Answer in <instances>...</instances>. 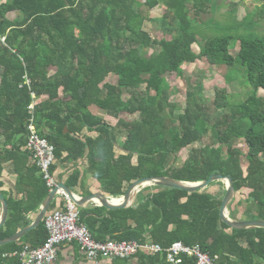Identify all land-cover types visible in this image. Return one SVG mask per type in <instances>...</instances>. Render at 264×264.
<instances>
[{
    "label": "trees",
    "instance_id": "16d2710c",
    "mask_svg": "<svg viewBox=\"0 0 264 264\" xmlns=\"http://www.w3.org/2000/svg\"><path fill=\"white\" fill-rule=\"evenodd\" d=\"M211 4L0 0V179L5 164L12 162L18 192L26 196L17 200L3 192L9 216L0 228V241L29 226V216L51 192L36 162L29 165L34 160L27 148L31 119L38 134L55 146L56 160L65 154L66 161L86 157L89 172L115 198L146 177L197 183L221 174L233 179L237 193L230 217L264 221V38L241 39L237 57L230 51L231 36L208 40L197 53L194 18L207 14ZM159 6L165 9L161 28L171 39H156L145 30L151 11ZM13 13L21 17L12 19ZM203 59L212 65L240 62L252 94L232 105L227 92L218 91L213 103L216 113L222 111L219 117L196 93L189 92L183 106L172 101L167 75L183 76L184 65ZM93 106L116 123L94 115ZM85 129L98 135L83 137ZM209 134L212 140L205 143ZM239 141L247 145L246 153L236 146ZM200 143L204 146L192 148L179 164L181 154ZM217 184L223 190L210 191ZM245 190L247 197L237 201ZM225 195L222 182L203 193L153 186L127 209L80 208V223L101 243L153 242L169 249L182 242L218 257L216 264H264V229L238 230L224 223L220 210ZM48 237L44 220L20 241L1 246L0 264H21L14 254L26 244L39 248ZM109 264L170 263L164 254L140 252ZM182 264H196V259L183 256Z\"/></svg>",
    "mask_w": 264,
    "mask_h": 264
},
{
    "label": "rangeland",
    "instance_id": "374dc122",
    "mask_svg": "<svg viewBox=\"0 0 264 264\" xmlns=\"http://www.w3.org/2000/svg\"><path fill=\"white\" fill-rule=\"evenodd\" d=\"M141 1L144 2L145 0ZM164 12L163 6L155 8L151 11V20L145 23V30L156 39H171L169 32H164L161 28L160 20ZM12 17H21V15L12 14ZM192 30L198 38V44L193 46L197 53L200 52L202 45L208 40L231 36L233 41L230 45V51L234 57H237L241 39L264 38V0H212L209 12L194 18ZM183 70V76L176 73L167 75V81L174 89L172 101L183 106L186 103L188 93H196L195 95H198L210 107L214 117L222 115V111L215 112L213 103L218 91H226L227 99L232 105L244 102L253 92V88L247 79V73L240 62H237L234 66L212 65L206 59H203L195 64L184 65ZM109 79L110 81L114 80L113 76H110ZM260 95L264 96V92L260 91ZM103 113V118L116 123V120L107 116L106 112ZM179 113H182V111ZM211 140L212 135L209 134L205 137L204 142L209 143ZM203 144H195L193 147L186 149L181 154L179 164H183L188 158L192 148L203 147ZM236 146L240 147L244 153L248 150L244 141L237 142ZM224 152H226V149H224ZM242 163L244 169H247L248 161L244 156L242 157ZM220 189H222V186L217 184L210 188V191L214 192ZM247 195L248 191L245 190L237 201L247 197ZM240 217H242L241 214Z\"/></svg>",
    "mask_w": 264,
    "mask_h": 264
},
{
    "label": "built area",
    "instance_id": "2783aa9c",
    "mask_svg": "<svg viewBox=\"0 0 264 264\" xmlns=\"http://www.w3.org/2000/svg\"><path fill=\"white\" fill-rule=\"evenodd\" d=\"M2 42H5V38H2ZM27 83L30 84V81L27 80ZM30 108L34 109V106ZM29 130L30 137L27 148L33 154L34 161L43 174L48 187L53 191L58 186L52 172V166L56 161L55 146L38 134L33 119H31ZM59 195L64 197L65 207L55 209L46 215L48 240L39 248L25 245L21 252L15 253L14 256L20 258L21 264H53L58 258L60 246L72 243H78L88 260L92 262L130 259L140 252H144L152 255L164 254L170 264H182L183 256L195 258L196 264H216L218 257L213 259L199 246L191 247L182 242L174 243L169 249L153 242L144 245L127 241L97 242L89 229L80 223L79 207L64 190H60Z\"/></svg>",
    "mask_w": 264,
    "mask_h": 264
},
{
    "label": "water",
    "instance_id": "95a60500",
    "mask_svg": "<svg viewBox=\"0 0 264 264\" xmlns=\"http://www.w3.org/2000/svg\"><path fill=\"white\" fill-rule=\"evenodd\" d=\"M67 131V129H66ZM222 182L226 185V195L223 199L220 215L224 223L229 225L233 229L238 230H250V229H264L263 220H233L230 217V205L236 198V189L234 186V181L230 176L225 175H212L208 180L190 183L184 181H178L169 177H146L134 182L128 189L126 195L121 198L108 197L103 193H97L89 197H79L75 195L72 190L63 183L58 184V186L50 192L48 197L44 200L41 205L39 214L35 221H33L29 226L20 230L14 236L0 241V247L20 241L24 238L30 231L36 229L45 220L52 203L55 201L60 190H64L67 195L72 199V201L80 208L87 207H105L110 210L127 209L132 207L138 198V195L146 188L153 186L168 187L174 189H180L187 191L189 193H203L205 192L213 183ZM0 201L2 203V213L0 216V228L4 227L9 216V204L6 200L2 190L0 189Z\"/></svg>",
    "mask_w": 264,
    "mask_h": 264
},
{
    "label": "crops",
    "instance_id": "0c3cea01",
    "mask_svg": "<svg viewBox=\"0 0 264 264\" xmlns=\"http://www.w3.org/2000/svg\"><path fill=\"white\" fill-rule=\"evenodd\" d=\"M13 14H18V13H13ZM11 18L13 19L12 14H11ZM90 110L96 116H100V117L104 116L103 113L104 111L97 108L96 106L91 107ZM82 134L83 137H92V138L98 135L96 132L89 131L88 129H85L82 132ZM66 157L67 154L64 155L63 159L55 161L56 168L53 174L58 184L60 183L65 184L72 190V192L75 195L83 198L89 197L97 193H103L108 197H113L103 191L102 185L99 182V180L89 172L88 170L89 164L86 157L80 158L77 161H66L67 160ZM34 163L35 161L31 160L29 165L33 166ZM0 181L3 183V188H1L2 192H5L9 197L17 200H22L26 198L24 193L21 194L18 192L17 189L18 174L12 162H8L5 164V169ZM70 184H73L74 187H70ZM54 202H56V206L53 210L62 209L63 207H65V199L63 196L59 194L57 195ZM39 211L40 209H38L35 213L29 216L31 222L35 221V219L39 214ZM26 245H30V244H26ZM109 262L111 261H106V260H99L98 262L89 261L85 253L82 251L80 245L78 243H72V244H64L60 246L58 252V258L56 262L53 264H109ZM5 264H11V263L7 262Z\"/></svg>",
    "mask_w": 264,
    "mask_h": 264
}]
</instances>
